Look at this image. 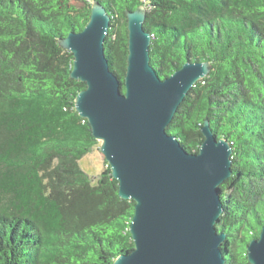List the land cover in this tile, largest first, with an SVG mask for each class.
<instances>
[{
    "label": "trees",
    "instance_id": "obj_1",
    "mask_svg": "<svg viewBox=\"0 0 264 264\" xmlns=\"http://www.w3.org/2000/svg\"><path fill=\"white\" fill-rule=\"evenodd\" d=\"M93 1L111 19L103 52L122 93L126 12L138 7L159 78L212 64L165 131L190 155L205 121L231 144L215 229L226 235L224 264H249L246 247L264 226V76L253 50L257 37L264 47V0H0V264H113L133 251L134 202L118 197L105 161L94 180L79 166L100 142L75 112L85 84L69 78L73 56L58 44L84 29Z\"/></svg>",
    "mask_w": 264,
    "mask_h": 264
},
{
    "label": "water",
    "instance_id": "obj_2",
    "mask_svg": "<svg viewBox=\"0 0 264 264\" xmlns=\"http://www.w3.org/2000/svg\"><path fill=\"white\" fill-rule=\"evenodd\" d=\"M126 18L125 93L103 52L111 19L99 2H92L80 33L58 41L73 56L69 78L85 84L75 96V112L100 142L118 197L135 204L128 228L133 251L113 264H224L219 248L226 235L215 227L223 213L218 187L231 176V144L216 139L205 121L199 152L190 155L165 131L212 64L185 62L167 79L159 78L149 66L146 9L127 11ZM246 253L249 264H264V226Z\"/></svg>",
    "mask_w": 264,
    "mask_h": 264
},
{
    "label": "rangeland",
    "instance_id": "obj_3",
    "mask_svg": "<svg viewBox=\"0 0 264 264\" xmlns=\"http://www.w3.org/2000/svg\"><path fill=\"white\" fill-rule=\"evenodd\" d=\"M258 42V45L255 46L253 49L256 52V58L259 59V63L263 66L261 71L264 76V47H263V40H259L255 38L253 42ZM261 90L264 93V80L260 84ZM97 150H93L89 154H86L81 160H80V168L83 170L85 173L88 174L89 177L92 178V180L96 179L97 176L100 174L101 170L104 169V159L101 153Z\"/></svg>",
    "mask_w": 264,
    "mask_h": 264
}]
</instances>
